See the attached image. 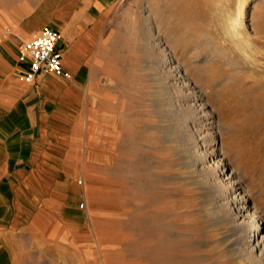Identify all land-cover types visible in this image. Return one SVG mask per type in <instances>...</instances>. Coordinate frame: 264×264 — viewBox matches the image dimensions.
I'll use <instances>...</instances> for the list:
<instances>
[{
    "label": "rangeland",
    "instance_id": "374dc122",
    "mask_svg": "<svg viewBox=\"0 0 264 264\" xmlns=\"http://www.w3.org/2000/svg\"><path fill=\"white\" fill-rule=\"evenodd\" d=\"M19 1L0 0V30L26 11ZM45 1L41 7L53 12L66 8L67 0ZM237 5L238 0H109L102 10L90 61L95 85L87 122L99 130L93 148L103 158L85 161V173L96 182L79 203L85 202L88 213L98 209L104 259L94 248L77 264H264V256L244 259L234 250L213 187L186 174L181 150L189 142L182 134L170 142L166 135L173 126L162 121L172 77L155 69V56L147 57L156 37L206 104L223 163L239 175L264 219V0H248L240 36L227 29L238 16ZM184 127L202 133L197 122ZM248 230L250 235L255 228ZM18 259L13 262L0 241V264H26Z\"/></svg>",
    "mask_w": 264,
    "mask_h": 264
},
{
    "label": "crops",
    "instance_id": "0c3cea01",
    "mask_svg": "<svg viewBox=\"0 0 264 264\" xmlns=\"http://www.w3.org/2000/svg\"><path fill=\"white\" fill-rule=\"evenodd\" d=\"M45 3L20 0L26 11L0 30V241L13 262L77 264L94 248L103 260L98 209L88 213L79 201L96 182L85 161L103 158L93 148L99 130L87 121L90 61L109 0H67L60 12ZM47 25L60 34L66 75L26 82L22 42Z\"/></svg>",
    "mask_w": 264,
    "mask_h": 264
},
{
    "label": "bare ground",
    "instance_id": "6f19581e",
    "mask_svg": "<svg viewBox=\"0 0 264 264\" xmlns=\"http://www.w3.org/2000/svg\"><path fill=\"white\" fill-rule=\"evenodd\" d=\"M247 2L248 0H238V16L229 20L230 26L227 28L232 35L240 36L239 30L240 26L244 24ZM152 40L154 41L150 45V50L147 51V57L148 54L152 55V57L155 56V60H152L156 65L155 69H165L160 72L166 74L167 79L172 77L171 82L167 81V87H171L173 93L172 95L170 94L169 100L166 101L168 113H166L165 119L162 121H168L173 127L166 136H169L168 140L170 142H175L178 139L176 135L182 134L180 136L189 142V146H185L186 148L181 150L186 160V174H188V177L198 178V182L201 184L213 187L214 193H216L221 200L222 207H224L221 216L228 217L227 221L230 223L228 236L231 237V244L234 246V250L240 256H244V259L251 258V260L257 261L259 256H264V233H260L261 227H264L262 225L264 219H262L253 203L248 200V191L239 175L235 173L233 168L223 163L224 155L220 147L217 146L218 140L216 141L215 134L210 131L211 126H209L207 120L210 111L206 109V104L201 102L193 86L179 74L178 67L173 64V58L168 55V52L163 47H160L158 41H155L156 37H153ZM155 46H159V49L156 50ZM147 67H149L148 63ZM178 92L179 95H177ZM189 120L200 124L199 130H202L200 131L202 132L201 134L191 133L190 129L184 127V125L187 126ZM162 125L160 127L163 128L164 125ZM178 125L182 126V129H179ZM118 132V129L114 128V135L118 136ZM209 136L213 137L207 139ZM251 226L255 228V231H251L253 234L250 233L249 235L250 231L248 229Z\"/></svg>",
    "mask_w": 264,
    "mask_h": 264
},
{
    "label": "built area",
    "instance_id": "2783aa9c",
    "mask_svg": "<svg viewBox=\"0 0 264 264\" xmlns=\"http://www.w3.org/2000/svg\"><path fill=\"white\" fill-rule=\"evenodd\" d=\"M59 40L60 34L45 26L24 42L23 50L28 58L27 67L22 75L24 81L32 82L39 74L49 71L66 75L57 47ZM83 206L84 203L81 202L80 207Z\"/></svg>",
    "mask_w": 264,
    "mask_h": 264
}]
</instances>
